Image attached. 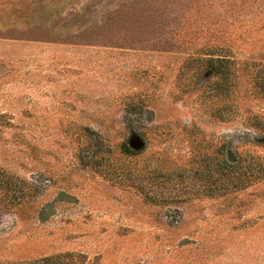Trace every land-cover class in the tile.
I'll use <instances>...</instances> for the list:
<instances>
[{
	"label": "rangeland",
	"instance_id": "rangeland-1",
	"mask_svg": "<svg viewBox=\"0 0 264 264\" xmlns=\"http://www.w3.org/2000/svg\"><path fill=\"white\" fill-rule=\"evenodd\" d=\"M262 62L264 0H0V264H264Z\"/></svg>",
	"mask_w": 264,
	"mask_h": 264
},
{
	"label": "trees",
	"instance_id": "trees-1",
	"mask_svg": "<svg viewBox=\"0 0 264 264\" xmlns=\"http://www.w3.org/2000/svg\"><path fill=\"white\" fill-rule=\"evenodd\" d=\"M217 61L219 64L223 63L224 61H227V59L222 55L221 57H217V58H209V61ZM210 70L213 71L214 75H216L217 77V84L220 86L221 89L224 90V85L225 83L229 82V79L231 78V76L234 75V73H231L225 69L223 70L220 66H216V65H212L209 66ZM229 73V74H227ZM257 82L258 84L263 87L264 89V62H262L260 64V67L257 70ZM124 151L126 152H131V148L129 146H127L126 144L123 146ZM2 175V174H0ZM12 198V197H11ZM75 256V254L73 253H64V254H59V255H53V256H47L44 258H41L39 260H35L33 262H30L29 264H66L67 260L72 257ZM78 257V255L76 256ZM75 257V258H76Z\"/></svg>",
	"mask_w": 264,
	"mask_h": 264
}]
</instances>
